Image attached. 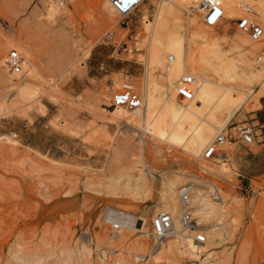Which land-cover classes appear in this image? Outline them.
<instances>
[{
  "label": "rangeland",
  "instance_id": "rangeland-1",
  "mask_svg": "<svg viewBox=\"0 0 264 264\" xmlns=\"http://www.w3.org/2000/svg\"><path fill=\"white\" fill-rule=\"evenodd\" d=\"M75 1V7L73 1L64 3L57 24L49 28L38 21L46 0H0V56L10 47L24 56L28 47L39 74L36 98L27 104L15 103L16 90L0 78L5 107L0 115V264H264V153H259L264 149V83L229 82L206 72L241 91L231 92L241 103L221 129L232 131L231 126L245 122L254 133L248 144H228L226 165L216 155L204 160L139 135L140 126L113 120L104 110L122 82L141 97L142 9L152 19L158 0H143L126 17L115 10L104 14L103 0ZM194 12L221 49H228L215 33L233 34L235 18L224 14L211 29ZM180 14L184 49L195 52L199 41L188 34L192 14L184 9ZM235 62L248 72L246 62ZM6 76L16 81L15 75ZM199 161H210L211 170H202ZM136 170L145 185L139 190L132 185ZM165 180L201 185L217 207L206 223L196 222L205 236L211 235L198 255L158 253L163 241L155 243L149 224L162 209ZM105 205L134 217L116 237L100 218Z\"/></svg>",
  "mask_w": 264,
  "mask_h": 264
},
{
  "label": "bare ground",
  "instance_id": "bare-ground-1",
  "mask_svg": "<svg viewBox=\"0 0 264 264\" xmlns=\"http://www.w3.org/2000/svg\"><path fill=\"white\" fill-rule=\"evenodd\" d=\"M46 1L45 14L39 15L38 21L49 28H53L57 24L55 20L61 15L60 11L64 7V3L73 1L71 5L73 7L77 5L75 0ZM219 2L223 8V17L224 14H231L235 18L246 13L257 20H261L264 25V0H219ZM246 7L249 8V11L245 10ZM102 9L103 13L108 16L114 10L107 0H103ZM180 9L192 14L188 19L190 27L188 34L191 38L199 41L195 52L187 53L184 49L185 37L179 31ZM195 10H197L195 0H158L153 9L152 19H148L147 9L144 6L142 13L144 15L145 73L139 85L141 106L126 108L121 105L109 104L106 105L104 112L107 117L113 120H122L140 126L138 131L142 136L150 135L156 140L165 141L169 145L182 147L195 157L200 158L203 146L213 138L216 131L223 127L225 121L232 116L241 103V98L234 97V94L231 93L232 91L241 93L240 90L216 79H211L206 72L210 70L217 77L229 82L252 84L259 81L264 83V59H256L255 56L259 50L260 42L250 39L247 32L239 28L231 35L219 36L215 33L222 41L229 44L228 49H221L218 40L211 37L206 29L199 25ZM207 26L212 29V26ZM10 44L7 42V45ZM2 49L1 46L0 54ZM24 52L25 55H22L23 69L20 73H11L16 76V81L5 77L10 73L7 72L3 64L4 58L0 56V78H6L3 82H6L8 86H13V89L16 90L13 97L15 103L27 104L36 98L35 81L39 74L30 55V48H24ZM236 58L247 63L248 72L245 73L238 69L235 62ZM188 69L194 73L195 79L189 85L193 93L191 98L182 99L174 94L173 85L178 81L180 75ZM20 79L21 81H19ZM18 81L19 83H17ZM114 83L115 86L119 84L118 78ZM3 106L0 104V115L4 114L5 107ZM223 115H226L224 119H222ZM229 145H222L217 150L216 158L219 163L222 162V165H226L224 158L230 150ZM221 151L225 154H222ZM220 155H224V157H220ZM209 162L199 161L198 166L205 171L211 170ZM134 168L136 167L132 166L130 170L132 171ZM131 178H133L132 185L136 189L139 190L145 186L139 183L142 175L137 173V170L134 171ZM181 183V180H165V197L161 201L163 203L161 208L168 209L167 211L172 216L173 226L177 230L181 229L178 216L182 206L177 197ZM189 183L191 184L189 209L192 215H197L199 218L195 221L200 224L199 221L202 220L204 224L206 222L203 220H206L211 212L216 211L217 207L207 190L199 189L201 185L198 184V187L194 182ZM158 208L161 209L159 205ZM119 218L122 226H127V223L134 220L133 216L124 212H120ZM118 231L112 236L116 237ZM209 237H211L210 234H206V236L204 234V241L200 245H193L183 237H169L165 239V242L163 240V245L159 247L158 253L175 256L172 258L181 256L182 253L198 255L200 246ZM170 238L174 240H167ZM203 262L201 261L200 264Z\"/></svg>",
  "mask_w": 264,
  "mask_h": 264
},
{
  "label": "built area",
  "instance_id": "built-area-1",
  "mask_svg": "<svg viewBox=\"0 0 264 264\" xmlns=\"http://www.w3.org/2000/svg\"><path fill=\"white\" fill-rule=\"evenodd\" d=\"M62 1V0H59ZM119 17H126L132 13L142 3L143 0H107ZM195 6L200 16L201 22L205 25L214 26L223 17V8L219 0H195ZM249 11V8H245ZM235 26L247 32L250 39L259 41L260 46L256 59H264V29L260 21L246 13L235 17ZM23 56L15 47H10L5 53L3 64L7 72L17 74L22 69ZM194 81V75L191 72L184 71L178 81L173 85L174 94L182 99L192 97V88L189 86ZM112 105H121L126 108H135L141 106L139 94L132 88L128 82H122L118 89L112 91L109 99ZM233 130L217 131L213 138L207 142L201 152L200 157L210 158L218 154L220 146L240 140L244 144L252 141L253 131L250 125L245 122L235 124ZM140 135V134H139ZM140 138L142 136H139ZM225 154V152H222ZM191 184L186 182L178 189V200L182 206L178 221L181 229H175L172 216L167 210H160L154 213L150 218V234L156 244L169 237H183L188 239L193 245H200L204 241V233L197 225L194 216L189 209ZM120 209L105 205L102 207L100 218L108 224L110 233H116L122 226L119 218ZM184 230L185 232H183Z\"/></svg>",
  "mask_w": 264,
  "mask_h": 264
},
{
  "label": "crops",
  "instance_id": "crops-1",
  "mask_svg": "<svg viewBox=\"0 0 264 264\" xmlns=\"http://www.w3.org/2000/svg\"><path fill=\"white\" fill-rule=\"evenodd\" d=\"M262 94H264V88H263ZM259 153L263 154L264 153V149L261 152H259ZM234 155H235V151L233 152V160H234Z\"/></svg>",
  "mask_w": 264,
  "mask_h": 264
}]
</instances>
